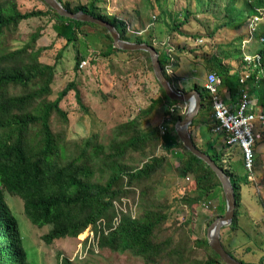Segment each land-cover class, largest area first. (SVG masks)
<instances>
[{"label": "trees", "instance_id": "obj_1", "mask_svg": "<svg viewBox=\"0 0 264 264\" xmlns=\"http://www.w3.org/2000/svg\"><path fill=\"white\" fill-rule=\"evenodd\" d=\"M58 1L71 12L81 10L112 24L121 39L147 43L157 52L155 45L166 44L162 40H156V29L152 25L154 21L162 20L163 15L169 18L170 28L174 31L179 30L187 21L186 16L183 21L179 20L180 15L173 14L167 0L163 2L165 7L160 5L161 0H155L159 6L157 15H145V21L149 22L145 25V21H142L144 23L140 29H130L123 19L118 22L116 15L102 12L99 3L104 0H90L89 4L74 5L70 0ZM196 2L200 6L204 3L201 0ZM147 4L144 11L147 7L153 9L151 0H147ZM205 5L208 9L210 6L218 8L216 12L209 11L210 16L221 21L214 29L222 26L239 29L242 22L249 18V11L254 13L253 15L264 13V0H241L240 5L239 0H224L222 6L216 0H206ZM45 6V9L35 8L22 12L18 9L16 0H0V264H28L18 222L6 204V194L21 200L23 214L32 225L39 228L49 227L42 236L46 243L77 237L91 226L94 246L119 253L129 252L146 263L166 259L168 264H226L208 245L206 235L195 239L193 248H202L204 259L192 258L189 254L190 245L188 246L183 238L175 239L172 235L161 238L159 235L161 226L167 220L170 205L165 199H159L158 194L166 182V175L173 171L180 178L192 177L191 184L194 188L189 200L192 203L185 204L187 207L193 204H209L216 199L219 216L225 213L226 203L221 183L214 171L185 148L175 133V123L185 114L181 107L184 102L170 99L156 78L160 94L152 98L144 109H140L138 115L117 125L108 143L100 142L99 133H92L80 141L68 143L61 129L54 130L53 115L63 123L68 121V113L61 107L60 101L70 89L75 88V83L68 82L57 92L55 98L48 99L52 93L55 65L42 63L38 58L44 49L35 47L40 29L32 33L30 39L22 46L12 50L4 49L2 41L5 34L16 30L22 20L51 16L55 21L52 27L56 35L65 40L64 46L72 44L75 48V70L87 59L83 53L84 49L77 45L81 39L86 46L85 38L89 35L83 31V26L99 29L109 40L106 48L100 51L104 57L117 52L138 53L145 56L150 70L153 69L148 52L114 48L112 37L104 26L61 16L46 3ZM186 10L190 16L189 9ZM240 15L246 17L242 22ZM165 21L163 18L162 22ZM206 32L208 37L213 34V30ZM239 39L240 36L235 37V41ZM261 44V48L256 51L260 56L259 60L251 63L243 60V54L241 56L237 46L233 51H229L227 43L224 44L226 48L222 49L219 44L213 53L206 52L202 55L205 69L215 71L219 75L220 87H225L228 91V99H224L226 102L231 101L233 106L245 92L252 106H264V38ZM188 50L190 53L194 52L192 49ZM58 54L60 56L62 52ZM232 56L235 61L229 62ZM158 58L170 84L175 89L186 91L176 85L180 80L175 74L166 73L164 66L167 62L162 61L160 54ZM258 64L261 68L260 75ZM244 73H248V77L240 82ZM199 84L194 82V87L198 90ZM76 97L79 98L78 91ZM204 101L196 116L203 110L209 114H206L205 120L208 132L205 147L199 146L193 138L190 127L194 119L189 126V132L196 147L208 154L230 176L236 203L228 228L238 231L241 230V186L242 183H250V173L260 164L257 148L264 142V122L255 121L254 132L259 134V137L252 145L253 169L248 170L244 165L241 147L237 144L227 145L222 134L212 132L213 119L210 117L208 92L205 93ZM158 105L163 108L161 124L170 129V132L163 135L160 134V124L143 127L140 120L141 116L149 115ZM237 147L241 150L240 158L246 170L241 178L230 167ZM160 148L165 153L159 154ZM136 153L143 157L138 163L134 162ZM167 153L177 161V165H173L174 161ZM130 199L134 205L127 206ZM137 203L140 204L139 214L135 208H131L136 207ZM121 205H124V209ZM213 219L208 222V226ZM221 243L225 250L240 262L255 264L235 256L231 249L229 250L222 241ZM258 263L264 264V254ZM59 264L74 263L63 256Z\"/></svg>", "mask_w": 264, "mask_h": 264}, {"label": "rangeland", "instance_id": "obj_2", "mask_svg": "<svg viewBox=\"0 0 264 264\" xmlns=\"http://www.w3.org/2000/svg\"><path fill=\"white\" fill-rule=\"evenodd\" d=\"M70 1L73 5L90 3V0ZM167 1L173 14L180 15L179 20L183 21L186 16L187 21L176 31L170 28L169 18L163 15L162 20L166 19L165 22L160 20L151 23L156 29V40H162L165 43L164 39L173 35L171 38L173 43L189 44L188 47L194 51L190 53L187 47L188 52L185 54L181 52L182 47H179L175 48L178 54L176 57L173 56L174 53H171L177 64L173 67L175 76L181 80L176 82V85H183L184 90L194 87V82H197L200 83L199 90L205 97L206 92L202 84L208 70L204 67L202 55L206 52L213 53L217 45L220 44L223 49L226 48L224 44L227 43L229 51H233L237 46L241 56L244 52L255 53L262 46L260 37L264 38V17L257 21L256 32L251 37L247 28L248 20L254 16L251 11L248 13L249 18L244 22H242L243 18L246 17L240 15L242 24L239 29H229L225 26L214 29L221 21L210 16L209 11L216 12L218 8L210 6L208 9L205 5L206 0H201L204 1L201 6L197 4L196 0ZM216 1L220 2L221 6L224 2V0ZM151 2L154 5L153 9L147 7L146 11H144V6L148 5L147 0H104L99 5L102 12L116 15L119 19L118 22L123 19L128 28L140 29L146 16L153 17L158 13V4L155 0H151ZM160 2V5L165 7L163 3L165 0ZM16 3L22 12L35 8H46L43 0H16ZM186 9L191 12L190 16ZM219 15L220 13H218ZM54 22V19L49 15L22 20L16 30L8 31L9 33L5 34L2 41L3 47L5 50L18 48L30 39L32 33L40 29V36L36 40L35 47H44V49L41 50L38 58L42 63L55 65L54 79L51 84L52 93L48 99L55 98L57 92L63 89L68 82L75 83V88L70 89L60 101L61 107L68 113V121L63 123L53 115L54 130L61 129L68 143L80 141L92 133H99L100 142L106 144L112 138L117 125L138 115L140 109H144L152 98L160 94L154 73L150 70L146 58L142 54L117 52L109 57H104L100 51L106 48L109 40L99 29L92 26H83L82 28L89 36L84 37L87 41L86 46L81 39L77 45L80 49H84L83 53L87 59L82 67L79 65L78 70H75V48L72 44L64 46L65 40L58 37L52 27ZM148 22V20L145 21V25ZM212 30V36L208 37L206 31ZM236 36H240L241 39L235 41ZM198 39H201V42ZM243 39L244 41H242ZM155 47L158 49L162 61L168 64L169 43L166 46L158 44ZM60 51L62 54L58 56ZM234 61L235 58L232 56L229 62ZM257 70L260 75L259 64ZM77 91L79 98L76 97ZM222 96L225 98V94ZM203 102L205 101L203 100ZM181 107L186 111L187 104L182 103ZM162 111L163 108L158 105L149 115L141 116L142 126L161 124ZM206 114L204 110L201 111L194 118L190 127L194 140L201 147H205L208 137L205 120L209 114ZM198 128H200V133L197 132ZM167 132H170L169 128ZM236 149L237 151L231 158L230 167L241 178L246 170L240 158L241 150L239 147ZM158 151L159 154L165 153L162 148ZM257 152L260 156V164L255 171L252 168V173L249 172L250 183H242L241 186L239 208L241 230L232 231L228 226H225L220 231L221 241L234 252L232 253L235 256L255 264H259L258 260L264 254V142L257 148ZM167 155L174 161L169 153ZM141 159L143 157L138 153L134 154L135 163ZM173 165H177L176 160ZM165 181L164 186H161L158 198L165 199L170 207L167 210V220L161 226L159 235L161 238L166 235H172L175 239L183 238L187 241L188 246L190 245L189 254L191 257L204 259L205 253L202 248L193 250L194 241L206 235L208 222L219 213L216 207L218 202L214 199L209 202V206L193 204L187 207L186 205L192 203L189 202L194 188L191 184L192 177L180 178L173 171L166 175ZM6 204L17 219L20 235L27 252L28 264H59V260L63 256L68 257L74 264H168L166 259H159L156 263H146L142 258L129 252L119 253L100 249L93 244L94 237L90 226L77 237L57 239L46 243L42 236L48 231V226L39 228L32 225L23 214L20 199L6 194ZM117 205L119 206V204ZM130 205H134L131 199L127 206ZM123 206L121 205L122 209H124ZM131 208H135L137 213H140V204L137 203L136 207L131 206Z\"/></svg>", "mask_w": 264, "mask_h": 264}, {"label": "water", "instance_id": "obj_3", "mask_svg": "<svg viewBox=\"0 0 264 264\" xmlns=\"http://www.w3.org/2000/svg\"><path fill=\"white\" fill-rule=\"evenodd\" d=\"M43 1L61 16L79 21L92 22L97 25L104 26L112 37V45L114 48L132 51L143 50L149 53L154 76L159 84L163 87L167 96L170 99L180 100L187 104V109L185 111L184 117L178 120L174 125L175 133L178 135L181 143L185 148H187L196 157L200 158L210 166L221 183V187L225 197L226 210L223 215L215 217L207 227L206 238L208 245L214 252H216L220 256V258L226 264H253L240 262L232 255H230L221 243L220 231L223 227L230 225L234 215L236 201L234 196V189L230 181V176L221 167H219L208 154L196 147L189 132L190 124L202 107V101L204 100V97L201 91L196 89L195 87H191L186 91L175 89L165 77L162 67L159 63V54L153 46L147 43H137L133 41L123 40L120 38L118 30L112 24L81 10L71 12L67 10L58 0Z\"/></svg>", "mask_w": 264, "mask_h": 264}, {"label": "built area", "instance_id": "obj_4", "mask_svg": "<svg viewBox=\"0 0 264 264\" xmlns=\"http://www.w3.org/2000/svg\"><path fill=\"white\" fill-rule=\"evenodd\" d=\"M260 14L254 15L248 21V29L251 37L256 32L257 21L264 17V13L262 15ZM260 40L262 41L263 37H260ZM198 41L201 42V39H198ZM168 51L169 63L164 66V69L166 73L173 75L172 63L174 58L171 55V49ZM259 58L260 56L257 52L249 54L246 52L243 53V60L247 63L258 61ZM85 63L86 60L82 61L80 66L82 67ZM247 77L248 73L242 74L240 82H243ZM202 86L210 97V117L213 119L212 132L222 134L224 136V142L229 146L239 145L243 151L244 165L248 170H251L253 163L252 145L255 139L259 137V134L254 132L255 121L261 120L264 122V106H252L246 92L242 94L236 105L233 106L226 102L222 96L223 93L220 87L221 78L215 71L210 70L206 73ZM159 128L161 135L166 133L167 127L165 125L160 124ZM203 205L209 206L208 204Z\"/></svg>", "mask_w": 264, "mask_h": 264}, {"label": "crops", "instance_id": "obj_5", "mask_svg": "<svg viewBox=\"0 0 264 264\" xmlns=\"http://www.w3.org/2000/svg\"><path fill=\"white\" fill-rule=\"evenodd\" d=\"M177 35L179 36V34H177ZM172 37H173V35H172ZM172 37H167L166 40L164 39V41L167 42V43L165 42L164 44L167 45V44L169 43V48H168V50L171 49V53H174L173 56L176 57L178 54L176 53L175 48L178 49L179 47H185V49H183V50L181 49V52H183V53L186 54V53L188 52L186 49L189 48V47H188L189 44H186V43H176V42L173 43V42L171 41V38H172ZM173 44H174V45H173ZM187 47H188V48H187ZM189 49H191V48H189ZM174 60H175V59H174ZM174 60H173V63H172L173 67H174V65H177V64L175 63L176 61H174ZM173 71H174V69H173ZM174 74H175V71H174ZM180 81H181V80H180ZM178 82H179V81H178ZM185 85H186V84H185ZM178 87H179L180 89H183V85H180V86H178ZM189 89H190V88H189ZM221 90H222V93L225 94V96H224L225 99H228V91H227V89H226L225 87H223ZM228 103L231 104V101H228ZM198 131H199V133H200V128L197 129V132H198Z\"/></svg>", "mask_w": 264, "mask_h": 264}, {"label": "bare ground", "instance_id": "obj_6", "mask_svg": "<svg viewBox=\"0 0 264 264\" xmlns=\"http://www.w3.org/2000/svg\"><path fill=\"white\" fill-rule=\"evenodd\" d=\"M252 17V16H251ZM259 21V20H258ZM258 23V22H257Z\"/></svg>", "mask_w": 264, "mask_h": 264}, {"label": "flooded vegetation", "instance_id": "obj_7", "mask_svg": "<svg viewBox=\"0 0 264 264\" xmlns=\"http://www.w3.org/2000/svg\"><path fill=\"white\" fill-rule=\"evenodd\" d=\"M199 87H200V85H199Z\"/></svg>", "mask_w": 264, "mask_h": 264}]
</instances>
